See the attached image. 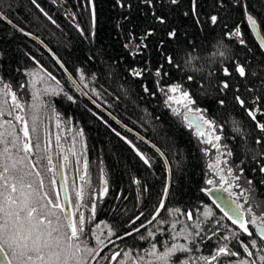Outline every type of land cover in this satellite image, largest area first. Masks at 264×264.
<instances>
[{"label": "trees", "instance_id": "1", "mask_svg": "<svg viewBox=\"0 0 264 264\" xmlns=\"http://www.w3.org/2000/svg\"><path fill=\"white\" fill-rule=\"evenodd\" d=\"M128 2L133 5L131 10L118 7L115 0H93L96 12L94 29L92 5H89L88 0H37L43 12L31 0H0L3 4L0 10L25 33L42 40L97 104L156 145L166 156L171 183L165 206L166 209L179 208L181 214L170 215L168 211L161 210V217L158 219L163 218L169 223L158 225L153 222V225L148 226L149 229H162V234L157 232L153 241L158 243V247H161L162 242H175L170 239L172 232L181 230L185 225L192 231H197L191 226L200 222L204 229L202 235L211 234L207 230L213 226L214 220L221 221L225 227L231 225L210 196L201 191L207 188L208 161L198 142L195 127H188L171 110L165 102V94L159 90L161 86L166 88L182 84L184 90L194 94L197 100L195 106L205 110L216 122L221 135L220 143L232 153L229 163L234 176H240V179L234 181L235 186L239 185L236 189L246 190L238 202L244 204L246 196L248 203L244 204L245 208L251 205L257 214L264 211V173L259 171L264 166V132L256 127L257 122L264 123V109L257 112V120L253 121L245 108L234 100L233 91L226 93V103L223 106L216 101L219 81L223 78L220 71L222 67L231 66L233 60L246 59L257 71L264 68V50L246 21L244 7L247 5L248 12L257 19L264 39V0H224V7L219 9L214 8L216 0H200L202 18L211 12L218 14L222 21L219 26L203 28L198 27L191 16L183 15L188 10L189 0H181V4L171 10L161 9L157 5V11H163L168 16L170 25L177 26L180 31L179 43L170 42L168 45V51L175 56L180 68H169L170 75L163 77L160 85L155 83V77L142 82L126 73L127 64L134 63L123 47L128 33L142 34L152 20L150 10L140 4L139 0ZM69 11L73 13L74 19L68 17ZM125 16L127 19H124ZM224 23L228 25L227 29L223 28ZM237 25L246 46L239 45L225 35L226 31ZM160 27L157 25V29ZM80 29L85 35L81 34ZM93 30L95 37L86 38ZM151 39L155 41L156 37ZM0 49L8 54L5 66L0 71L5 82L11 83L12 90L16 91L20 99L30 98L29 86L21 89L20 84L28 83L25 73L31 68L38 67L45 73H51L60 82L64 91L54 96V107L82 128L92 164L104 165V181H108V193L104 195V205L99 209L100 215L104 216V224L113 228L119 236L139 227L140 221L135 225L130 224V221L141 211L146 215L152 213L167 184L168 172L163 158L90 103L76 89L50 52L6 21H0ZM220 51L225 52V56H219ZM189 57L194 58L191 69L184 67ZM158 62H163L162 57L154 56L153 64ZM77 69L84 70L83 82L79 79ZM93 74L96 76L95 80L91 79ZM188 76H194L195 83L189 81ZM232 82L250 107H258L252 105L251 101L257 96L264 97V84L259 78L249 77L245 82L234 77ZM142 83L147 84L155 94L145 93ZM246 88H252V91L249 92ZM64 93L72 95L75 102L69 101ZM257 139L262 143L257 145ZM138 151L150 159L151 167L140 159ZM240 169H243L242 173ZM208 207L213 209L214 216L206 220L203 212ZM188 211L193 213L192 220L183 215ZM175 221L179 222L171 230V223ZM250 228L255 233L254 226L250 225ZM141 234L146 235L145 229L123 240L117 239V235L110 237L114 243L108 240L104 256L126 248L149 247V241L139 239ZM221 234L228 233L222 228ZM217 243V237H213L211 241L204 240L198 254H209ZM221 259L227 264L228 258ZM104 264H107L106 260Z\"/></svg>", "mask_w": 264, "mask_h": 264}, {"label": "snow or ice", "instance_id": "2", "mask_svg": "<svg viewBox=\"0 0 264 264\" xmlns=\"http://www.w3.org/2000/svg\"><path fill=\"white\" fill-rule=\"evenodd\" d=\"M115 2L122 9L131 10L133 7L128 0H115ZM139 2L150 10L152 20L142 34L128 33L127 42L123 44V47L128 57L134 63L127 64L126 73L129 77L140 79L142 82L150 77H155V83L160 85L163 77L170 75L169 68H180V65L176 63L175 56L168 51L170 42L179 43L180 31L177 26L170 25L168 16L163 11H157V5L161 9L168 8L171 10L174 6H179L181 0H139ZM31 3L40 9L41 12L44 11L39 3H37V0H31ZM88 3L92 5L91 14L94 29L96 22L95 6L93 0H88ZM222 7H224V0H216L214 8L219 9ZM244 7L247 23L252 28H258L257 19L248 12L247 5ZM0 8H3L2 3H0ZM44 14L47 15V13ZM183 15L185 17L191 16L193 22L201 28L204 26H219L222 23L218 14L210 12L204 18L201 17L200 0H189L188 10ZM124 19H127V16ZM0 21H6L9 25L12 24V21L7 18L2 10H0ZM157 25L161 27L157 29ZM77 28L79 29V25H77ZM223 28L227 29L228 25L224 23ZM17 30L24 35H30L29 33H25L22 28H18ZM80 31L82 35H85L82 29ZM225 35L237 41L239 45L246 46L239 25L226 31ZM94 37L95 31L93 30L86 38L91 39ZM152 37H156L155 41L151 39ZM262 47H264V39H262ZM7 55L6 51L0 49V70L5 66ZM218 55L225 56V52L220 51ZM154 56L162 57L163 62L153 64ZM138 57L139 59H137ZM193 59L189 57L185 61L184 67L191 69ZM61 67L63 68L64 65L61 64ZM65 71L67 70L65 69ZM195 71H199V69H195ZM220 71L223 78L220 79L217 89L219 93L216 97L217 103L223 106L226 103V93L231 90L233 91L234 100L242 108H245L248 116L253 121H256L257 112L264 109V103H262L264 97H255L251 101V104L258 105V107H250L249 102L238 94L239 89L234 88L232 81L234 77H239L241 81L245 82L249 77H254L259 78L260 82L264 84V68L257 71L256 68L251 66L249 61L244 59L233 60L231 66H224ZM77 72L80 81L83 82L85 80L84 70L77 69ZM25 75L32 77V79L28 83H21L20 88H27L30 84L33 89L32 95L34 99H39L41 91L45 95H59L64 91L62 88L59 89V92L56 88H52L49 91L50 86L37 89L36 86L44 83L46 80L54 81L57 87H59L60 82L51 73H45L41 76L35 71H30L26 72ZM69 79H71V74H69ZM91 79H96L95 74L91 76ZM187 79L195 83L194 76H188ZM72 83L75 85V80ZM0 85H2L0 93L5 97H10L11 100L10 104L7 99L0 104V264H97L98 259L106 260L107 264H225V261L221 259L222 257L228 258L227 264H264V211L257 214L253 211L251 205L245 208L244 204L248 203L246 196L244 197V204L238 202L240 197L244 196V192L246 191L244 189L239 194H235V200L228 202V207L231 210L221 208L223 215L231 222L230 226L225 227L221 221L214 220L213 226L207 230L211 234L205 233L202 235L204 229L201 228L200 222L191 226L192 229H198L197 231H192L185 225L181 228L180 232H172L170 236L172 241H176L180 235H183L185 243L162 242L161 247H158V243L153 241H155L157 232L162 234V229H149L148 226L153 225V222H156L158 225L169 223V221L163 218L158 219V217H161V210L168 211L170 215L172 213L181 214L179 208L166 209L165 199L170 195L168 184L165 185L159 204L152 213L146 215L141 211L139 215L130 221L132 225L140 221L139 227L126 231L123 236L117 235L113 228H109L107 232L108 237L117 235V239L123 240L125 237L133 236L134 233H141V229H145L146 235L141 234L139 239L149 241V247L144 249L126 248L112 251L110 256H102L104 248L108 246L104 240L99 236L95 238L96 245H103L101 248L91 246L84 240L85 217L83 213H80L78 216L75 213H67L59 203L58 192L55 193L56 198L54 200L48 192L43 191V179L39 180L38 185L30 179L33 172L29 171L28 168L31 166V168L35 169V164L29 159V154L33 152L34 147H39V143L33 145L31 134L38 132L39 109L47 105H29L34 110L30 130L28 121L24 116L19 114V112L24 111L25 105L21 103L16 91L12 90L11 83L5 82L2 71H0ZM142 87L145 93L150 95L155 94L147 84L142 83ZM159 90L165 94L166 103L174 102L181 104L186 109V112L183 113L185 120L188 119V112H196L198 114L196 121L194 123L189 122L188 126L190 128L195 127L196 135L198 137H205L202 142L211 144L219 152L221 146L218 142L221 140V136L212 135L218 125L214 120L205 117V110L199 107L193 108V105L197 104L194 94L184 90L182 84H173L166 88L161 86ZM246 90L250 92L252 88H246ZM93 91L95 92V89ZM177 92L180 94L179 99H176L175 96ZM81 94L87 95L84 92H81ZM64 95L69 101L75 102L72 95H68L67 93H64ZM5 105L8 107L5 108ZM17 110L19 112L13 117V112ZM173 112L181 115L175 108H173ZM6 116L13 117V119H5ZM13 121L23 125L20 130L23 132V141H21V137L16 130V124ZM205 125L212 130V133H205ZM57 127H59V123ZM256 127L261 132H264V123L257 122ZM128 130L131 131V129ZM80 135H83L82 131ZM116 135L120 136V133L116 132ZM213 139L217 143H213ZM57 142H59V137H57ZM255 143L259 145L262 141L257 139ZM153 147L155 148V145ZM156 151L161 156L164 155L158 148H156ZM137 154L146 165L151 167L149 158L139 151ZM227 154L229 156L232 155L231 151ZM47 159L49 165H51V157L49 156ZM25 161H28V163H25ZM165 163L167 164L168 162L165 161ZM219 163L220 161L217 160V164ZM224 163H227V161H224ZM86 167L87 162L85 161ZM209 168L215 169L217 174L223 172V169L217 168L216 164H210ZM48 170L51 171V168ZM239 171L242 173L243 169ZM259 171L264 173V166H261ZM227 174L228 176H232V180H228L225 176L221 175L219 187L223 191L228 192L229 196H233L234 193L228 190L233 187L235 180L240 179V176H233V169L231 167L227 169ZM35 175L39 177L41 174L39 171H36ZM52 183L54 184L55 181L53 180ZM136 183H139V181H136ZM206 183L208 185H215L217 182L213 179H208ZM248 183L251 184V181H248ZM107 184L108 181L105 180L104 187L100 193L101 198L108 193ZM225 184H227V187H224ZM236 186L239 187V185ZM201 191L208 194L213 189L204 188ZM76 196L79 200H82L83 190L81 189L76 192ZM76 207L78 210L80 205L77 204ZM91 210L94 215L96 210L95 202L92 203ZM183 215L188 220L193 219L191 211L183 213ZM203 216L207 220L208 218H213L214 214L210 209H206L203 212ZM141 217H144V219L141 220ZM178 222L171 223V230L175 229ZM250 225L254 226L255 233L250 228ZM222 228L228 234H221ZM213 237L218 238L217 245L207 255L198 254L201 251L200 246L204 240L211 241ZM109 242L114 243L111 240ZM241 249L242 252L240 251Z\"/></svg>", "mask_w": 264, "mask_h": 264}, {"label": "rangeland", "instance_id": "3", "mask_svg": "<svg viewBox=\"0 0 264 264\" xmlns=\"http://www.w3.org/2000/svg\"><path fill=\"white\" fill-rule=\"evenodd\" d=\"M64 5H65V7H68L66 3H64ZM68 17H70L71 19H74V15L71 11L68 12ZM30 71H35V72L39 73L41 76H43L45 74V72L38 67L31 68L28 70V72H30ZM31 79H32V77L28 76V82L31 81ZM48 86H50L49 91H51L52 88H56V90L59 92V89L61 88L60 85H59V87H57L55 82L51 81V80H46L44 83L39 84L36 87H37V89H42L43 87H48ZM0 87H2V85H0ZM29 90H30V98L28 100L20 99L21 103H23L25 105L24 111L19 112V110H17L16 112H13V117L17 114V112H19V114L24 116V118L28 121L29 129L31 130L32 116H33L34 110L29 105H31V104H36V105L46 104L47 105L46 107H41L39 109V120L37 121L38 132L31 134V139H32L33 145L39 143V147L33 148V152L29 154V159L31 160V162H33L37 165L36 168L40 172L43 180L45 181L44 182L45 183V189L47 190V192L49 194H52V191L50 190L49 182H48L50 180L51 176H50V171L48 170V166H47V164H48L47 157H49V155L51 154V155H53V158H54V155H55V149H54L55 147H52L53 146L52 143L54 141H56L57 147H59V150H60L61 155H62L61 160H63V162H66L67 160L65 159V157L68 156V145H69L68 143L74 142L75 148L77 149V151H79V150L86 147V136H85L82 128L77 123H75L71 118L63 116L59 111L56 110V108L54 107V104H53V98L56 95H45L41 91V95H40L39 99H34L33 95H32L33 89H32L30 84H29ZM175 96H176V99H179L180 98L179 92H177L175 94ZM5 99H7L9 101V104L11 103L10 97H5L2 93H0V104H2ZM168 106L171 108L172 111H173V108L177 109V111L181 113V115H178V116L183 120V122L187 126L189 125V119L185 120L184 115H183V113L186 112V109L181 104H177L174 102H168ZM7 107L8 106L5 105V108H7ZM195 107L196 106L193 105V108H195ZM53 109H55V111H53ZM57 114H59V115H57ZM188 114H192L197 119L198 114L196 112H188L187 115ZM204 115L206 118L211 119V117L207 113H205V111H204ZM13 117H7L6 116L5 119H13ZM13 122L16 124V130L21 137V141H23V132L20 131L22 129L23 125L18 123V122H15V121H13ZM58 123H59V127H57ZM81 131L83 132V135H80ZM204 131H205V133H212V130L209 129V127L207 125L204 126ZM212 135L213 136L214 135H220V133L216 129V131L214 133H212ZM57 137H59V142H57ZM197 139H198V142L200 143V146H201L202 150L204 151L206 159L208 161L207 180L213 179L214 181L217 182L215 185H208L207 184V188H212V189L220 188L219 187V181H220L221 175L225 176V178L228 180H232V176H228V174H227V169L229 167H231V165L229 163V155L227 154L228 151L225 149V147L222 145V143H220V141L218 143L221 147H220V151L218 152L217 149L212 147L211 144H206V143L202 142L203 139H205V137H198L197 136ZM42 140H45V147H42ZM46 142L48 143L49 146L46 145ZM213 143H217V142L213 139ZM52 150H53V152H52ZM217 160L220 161L219 164H217ZM224 161H227V163H224ZM25 163H28V161H25ZM210 164H216L217 168L223 169V172H221V175L217 174L215 169L209 168ZM101 169H103V168H101ZM28 170L33 172V175L30 177V179L36 181L37 177L35 176V171L33 170V168H31V166H30L28 168ZM233 176H234V174H233ZM224 187H227V184H225ZM228 191L234 193V195L232 197L235 199H236L235 194H239L241 192L240 189H238V191H237L236 186H235V182H233V187L229 188ZM208 209H210L212 211V213L214 214V211L211 207L210 208L208 207ZM108 229H109L108 226L105 224H104V228L98 227V229H97L98 233L96 234V236L100 237L104 233V242H108V240H111V238L108 237V235H107ZM180 231L181 230H177L176 232H180ZM175 242L185 243L186 241L184 240L183 235H180ZM92 246H96L98 248L100 245H96V243H95ZM104 262H105V260H104Z\"/></svg>", "mask_w": 264, "mask_h": 264}, {"label": "flooded vegetation", "instance_id": "4", "mask_svg": "<svg viewBox=\"0 0 264 264\" xmlns=\"http://www.w3.org/2000/svg\"><path fill=\"white\" fill-rule=\"evenodd\" d=\"M189 121L194 123L196 121V118L194 117L193 119H189ZM52 144V147H55V155L54 158L53 155H49L50 157H52V161L51 165H49V163L47 164L48 169L51 168V178L48 182L52 194L49 195L55 200V193L58 192L59 203L65 210L60 180L61 171L63 174L66 192L70 203L71 213H75L77 216L80 213H83L85 217L84 240L92 246L96 243L95 238L97 237L96 234L98 233V227L104 228V216H101L99 212L100 207L104 205V196L102 198L100 197V193L104 187V165L102 163L95 165L92 164L90 155L88 153L87 144L85 148L77 151L74 142L68 143V156H66L68 158L66 159V162H63V160H61L62 155L59 147H57L56 141H54ZM46 145H48L47 142ZM42 147H45V140H42ZM85 161L87 162L86 168ZM36 167L37 165L35 164V169H33L35 172L38 171ZM81 177H83V179H81ZM40 179H43L41 175L37 177V180L35 181L37 185ZM53 180L55 181L54 184L52 183ZM81 189L83 190V199L79 200L76 196V192L80 191ZM43 191L47 192V190L45 189V183ZM93 202H95L96 204L94 215L91 210ZM77 204L80 205L78 210L76 207ZM100 238L104 240V233L100 236ZM105 243L108 245L107 242ZM101 247H103V245H100L98 248ZM105 250H103L101 254L102 256H104ZM97 264H104V259H98Z\"/></svg>", "mask_w": 264, "mask_h": 264}, {"label": "water", "instance_id": "5", "mask_svg": "<svg viewBox=\"0 0 264 264\" xmlns=\"http://www.w3.org/2000/svg\"><path fill=\"white\" fill-rule=\"evenodd\" d=\"M13 27H15L16 29H18V27L16 25H14L13 23L11 24ZM253 34L256 38V40L258 41V43L260 44V46L262 47V34L260 33L259 28H252ZM32 39L36 40L39 44H41L48 52H50L51 56L56 60V62L59 64V66L61 67V64H63L60 59L56 56V54L51 51V49L42 41L40 40L38 37L30 34L29 35ZM262 49L264 50V47H262ZM62 68V67H61ZM65 72V74L69 77V74H71L66 67L64 66L62 68ZM65 69L67 71H65ZM71 81L75 80V87L78 91L80 92H85V90L80 86V84L77 82V80L73 77V75L71 74ZM79 86V87H77ZM86 97V99L92 103L94 106H96L99 110H101L103 113H105L106 115H108L112 120H114L119 126H121L122 128H124L125 130H127L128 132L132 133L133 135H135L136 137H138L139 139H141L144 143H146L148 146H150L152 149H154L156 151V148H158L155 145V148L153 147V143L150 142L149 140H147L145 137H143L141 134H139L138 132L134 131L133 129L129 128L128 126L124 125L123 123H121L118 119H113V115H111L107 110H105L102 106H100L99 104H97L96 102L93 103V99L87 94L84 95ZM194 116L192 114H188V119H193ZM128 129H131V131H129ZM159 149V148H158ZM160 150V149H159ZM157 152V151H156ZM160 152H162L160 150ZM158 153V152H157ZM159 154V153H158ZM160 155V154H159ZM161 156V155H160ZM165 161L168 162L167 158L165 155L161 156ZM166 164V163H165ZM167 167V172H168V178H167V184L170 188V183H171V174H170V166L169 163L166 164ZM62 170V169H61ZM219 175H221V173H219ZM60 180H61V188H62V196H63V202H64V207H65V211L67 213H71L70 210V203H69V199L67 196V192H66V187H65V183H64V178H63V174L60 171ZM208 195L210 196V198L212 199V201H215L216 205H219V208H225L227 210H231L228 207V202L235 200V198H233L232 196H229V194L226 191H223L222 188H214L213 191L211 193H208ZM167 198L165 199L166 202ZM106 248H104L105 250Z\"/></svg>", "mask_w": 264, "mask_h": 264}]
</instances>
